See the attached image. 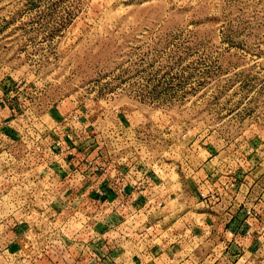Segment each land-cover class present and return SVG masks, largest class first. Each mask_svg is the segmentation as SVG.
Instances as JSON below:
<instances>
[{"label":"rangeland","instance_id":"obj_1","mask_svg":"<svg viewBox=\"0 0 264 264\" xmlns=\"http://www.w3.org/2000/svg\"><path fill=\"white\" fill-rule=\"evenodd\" d=\"M76 126L95 137L92 158L140 195L196 186L219 153L238 176L251 165L259 175L264 0H0V131L11 153L0 165L25 166L11 169L0 199V264H133L151 243L143 210L122 199L85 213L38 194L64 175L38 147Z\"/></svg>","mask_w":264,"mask_h":264},{"label":"crops","instance_id":"obj_2","mask_svg":"<svg viewBox=\"0 0 264 264\" xmlns=\"http://www.w3.org/2000/svg\"><path fill=\"white\" fill-rule=\"evenodd\" d=\"M87 125L83 122L81 127ZM76 127L70 128V131L77 134L79 128ZM63 136L64 133L61 139ZM93 141L85 140L80 144L85 152L81 158L89 154L88 159L92 158L97 150L93 149ZM219 154L210 155L212 159L201 163L196 172V186L183 181L175 192L170 189L171 186H164L165 191L157 192L162 184H156V191L154 189L153 194L146 196L134 192V183L125 185L119 198L125 201L127 210L137 213L143 210L147 223L153 226V232L147 235L150 240L145 241L151 243L143 254L133 256L139 258L133 259V264H171L176 259L181 264H192L193 257L196 264H264V171L254 177L251 165L249 173L238 176L231 172L229 163L218 160ZM56 158L60 159L59 167L74 169L71 157L61 154ZM104 159L107 160L108 156ZM214 159H217V164L212 163ZM105 166L106 181L105 177L90 178L82 186L80 194H76L86 195L90 190L99 188L104 192L103 200L115 198L108 182L114 176L125 177L118 171L114 174L112 165ZM201 193L214 194L216 198L207 201L201 198ZM79 203L80 200H77L76 204ZM248 208L258 213L257 220L247 218ZM55 230L54 233H59L62 229ZM247 231L251 236H246ZM194 239L198 240V246L192 250Z\"/></svg>","mask_w":264,"mask_h":264},{"label":"built area","instance_id":"obj_3","mask_svg":"<svg viewBox=\"0 0 264 264\" xmlns=\"http://www.w3.org/2000/svg\"><path fill=\"white\" fill-rule=\"evenodd\" d=\"M78 131L79 132H77V134H75L74 132L67 134L65 137H63L62 141L53 140L52 145L45 146V147L43 146L38 147L37 150L41 152L40 154L43 155V158H46L47 160H49V158H53V157L56 158V156L58 155L65 154L66 157H71V159L74 161L73 164H75V166H74V169L72 168L63 169L62 167L58 166V169H61L64 174L63 179L61 180H49L48 179L47 181H44L43 183L39 182V185L36 187V190L38 191V194L40 195V197L46 196L48 199L50 198L49 201H53L57 204L58 202H61L66 199L68 201H66L65 203L66 205L69 206V205H72L75 201L80 200V203L78 205L82 206L81 211L83 210L85 213L88 211L95 212L98 209H101L105 203V200H103L104 192L101 191L99 188L90 190V192L86 195H83V194L78 195L76 194V192L79 193L82 189V186L90 178H95V179H99L100 177L104 178L107 173V167L105 166L106 163H103L101 161L103 157L102 158L96 157V158L88 159L90 155L89 154L87 157L81 158V156H85V152L83 149L79 147L80 144L85 140H91V139L94 140L95 137L91 138L90 135L92 132L86 130L85 128H83L82 130L79 129ZM64 141H68L69 144L63 149L62 147H63ZM8 143H9L8 138L0 131V156L4 154V161L9 156H11V155L7 156V154L9 153ZM76 156H78L79 158H76ZM44 161L45 160L43 159V162ZM82 162H83V165H81ZM39 164L42 165V163H39ZM50 165L51 164H48L45 168L50 167ZM18 167H25L24 160L19 166H14L10 162L6 165L5 164L0 165V168L4 170V172L1 173L0 175V178L3 179L2 181H0L2 182L1 189H0V193H1L0 199L6 196L8 185L10 184V182H12L11 178L9 177V175L12 176L11 172L13 170L11 169H15V168L18 169ZM104 181H106V177ZM17 184H18L17 187H20L21 189H23L19 181H17ZM32 184L35 187V182H32ZM126 184L133 185L132 182L125 181L124 178L123 177L120 178V176L113 177L112 179L109 180L108 186L115 192V198H117L116 200L119 201L120 199L119 197L123 193V190L125 189ZM200 195L202 199L207 200V201H213L216 198L214 194H210V193L208 195L207 194L203 195L201 193ZM91 205H93L95 209H93ZM125 205H126L125 202L122 200L120 207L121 208L125 207ZM59 206L60 204H58V207ZM56 211H57V208H55V212L53 210L54 217L56 216ZM246 215L248 219H252V220L258 219V213L252 208L246 209ZM151 230L152 228L150 226H145V229L141 230L140 237L147 236L149 234V231ZM245 234L247 237L251 236V233L249 231H247ZM24 262H27V261H25V259H22L21 264H23Z\"/></svg>","mask_w":264,"mask_h":264}]
</instances>
